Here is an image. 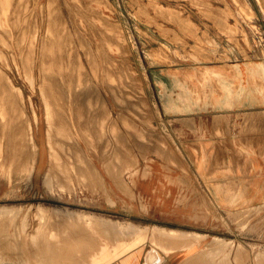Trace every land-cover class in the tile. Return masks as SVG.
Returning <instances> with one entry per match:
<instances>
[{"label": "rangeland", "instance_id": "1", "mask_svg": "<svg viewBox=\"0 0 264 264\" xmlns=\"http://www.w3.org/2000/svg\"><path fill=\"white\" fill-rule=\"evenodd\" d=\"M10 1L0 0V83H11L17 92L15 96L13 88L4 91L0 87V209L11 210L0 215V264H98L95 259L112 254L120 244L127 253L119 260L127 264L124 259L130 249L167 251L182 240L194 239L205 252L210 248L213 257L209 264H264V206L223 211L206 201L198 203L196 180L176 140L183 132L161 113L155 85L165 68L209 74L216 65L228 68L232 62L247 60L255 61V68L261 70L264 93V0ZM50 35L55 38L48 40ZM230 88V84L223 86L233 97ZM7 91L15 96L17 105L5 102ZM75 91L83 93L81 98L86 102L74 104V97H79L74 96ZM50 99H63L64 103L53 109L58 119H65V129L74 133L75 148L69 154L64 144L69 140L67 130L60 136L53 134L57 154L51 153L46 119ZM81 110L86 112L75 118ZM12 119L21 122L24 131L31 125L34 128L23 146L30 147L34 139L39 147L29 184L18 162L22 135L10 126ZM74 119L79 127L89 119L85 129L91 125L99 132L95 153L86 148V142L94 139L89 131L86 137L75 135ZM82 145L90 155V168L99 175L88 178L82 173L81 167L88 166L79 161L84 155ZM26 158H32L30 152ZM52 158L59 162L53 165L62 175L59 173L54 185L47 187L44 175ZM39 207L58 211L41 212ZM111 220L130 228L135 225L144 234L123 231L113 235L112 230L98 224ZM41 224L44 228L40 230ZM154 228L185 235L168 242L175 236L151 235ZM253 232H259V238ZM101 242L108 249L100 246ZM53 246L60 248L61 254Z\"/></svg>", "mask_w": 264, "mask_h": 264}, {"label": "crops", "instance_id": "2", "mask_svg": "<svg viewBox=\"0 0 264 264\" xmlns=\"http://www.w3.org/2000/svg\"><path fill=\"white\" fill-rule=\"evenodd\" d=\"M255 63L237 61L228 68L219 64L209 74L165 68L155 83L161 113L183 132L176 140L201 193L198 203L206 201L223 211L264 206L263 76ZM225 84H230L233 97L223 89ZM195 242L180 241L167 251L135 249L124 260L209 264L210 248L205 252Z\"/></svg>", "mask_w": 264, "mask_h": 264}, {"label": "bare ground", "instance_id": "3", "mask_svg": "<svg viewBox=\"0 0 264 264\" xmlns=\"http://www.w3.org/2000/svg\"><path fill=\"white\" fill-rule=\"evenodd\" d=\"M8 1H10V0H8ZM81 1V0H80ZM10 2H12V1H10ZM81 3H83V2H81ZM80 3V4H81ZM105 3V2H104ZM26 4V3H25ZM37 4V3H36ZM14 5V4H13ZM20 5H22L21 3H20ZM35 5V4H34ZM83 5V4H82ZM23 6H25V5H23ZM33 6V5H32ZM145 6V5H144ZM192 6V5H191ZM14 7V6H13ZM15 7H17V5L15 6ZM19 7V6H18ZM83 8H84V6H82ZM26 8V7H25ZM77 8V7H76ZM81 8V7H80ZM79 8V9H80ZM86 8V7H85ZM11 9H13L12 7H11ZM17 9V8H16ZM27 9V8H26ZM68 9H69V7H68ZM147 9V8H146ZM169 9V8H168ZM21 10V9H20ZM161 10H162V8H161ZM13 11V10H12ZM30 11V10H29ZM89 11V10H88ZM91 11V10H90ZM158 11V10H157ZM245 11H247V10H245ZM15 12V11H14ZM22 12V11H21ZM84 12V11H83ZM163 12V11H162ZM170 12V11H169ZM173 12V11H172ZM24 13H26V12H24ZM24 13H23V17L25 16L26 17V15H24ZM246 13H248V12H246ZM14 14V13H13ZM16 14H19V13H16ZM21 14V13H20ZM36 14V13H35ZM69 14V13H68ZM88 14V13H87ZM96 15V14H95ZM99 15V14H98ZM156 15V14H155ZM157 15H159V14H157ZM162 15V14H161ZM10 16V15H9ZM8 16V18H10ZM17 16V15H16ZM162 16H164V15H162ZM13 17V16H12ZM22 17V16H21ZM20 17V18H21ZM33 17V16H32ZM75 17V16H74ZM166 16H164V18H165ZM42 18H44V17H42ZM86 18H87V16H86ZM102 18V17H101ZM155 18V17H154ZM14 19H16V18H14ZM35 19V18H34ZM33 19V20H34ZM40 19H41V17H40ZM178 19V18H177ZM18 20V19H17ZM30 20V19H29ZM179 20V19H178ZM21 21V20H20ZM32 21V20H31ZM44 21V20H43ZM84 21V20H83ZM89 21H91V20H89ZM88 21V22H89ZM104 21V20H103ZM181 21V20H180ZM17 22H19V20L17 21ZM55 22V21H54ZM21 23V22H20ZM20 23H19V25H20ZM25 23V22H24ZM32 23V22H31ZM46 23V22H45ZM106 23V22H105ZM32 24H34L35 25V23H32ZM36 24H39L38 22L36 23ZM54 24V23H53ZM78 24H79V22H78ZM17 25V24H16ZM22 25V24H21ZM20 25V26H21ZM43 25V24H42ZM56 25V24H55ZM87 25V24H86ZM184 25V24H183ZM13 26V25H12ZM15 26V25H14ZM26 26V25H25ZM24 26V27H25ZM32 26V25H31ZM38 26V25H37ZM108 26V25H107ZM163 26V25H162ZM188 26V25H187ZM186 26V27H187ZM17 27H18V25H17ZM34 27V26H33ZM36 27V26H35ZM39 27V26H38ZM50 27V26H49ZM93 27V26H92ZM183 27V26H182ZM21 28V27H20ZM26 28V27H25ZM28 28V27H27ZM37 28V27H36ZM91 28V27H90ZM113 28V27H112ZM116 28V27H115ZM114 28V29H115ZM184 28V27H183ZM31 29V28H30ZM85 29V28H84ZM104 29V28H103ZM190 29H192V28H190ZM18 30V29H17ZM57 30V29H56ZM105 30V29H104ZM113 30V29H112ZM25 31V30H24ZM27 31V30H26ZM47 31V30H46ZM51 31V30H50ZM49 31V32H50ZM55 31V30H54ZM97 32H98V30H96ZM28 32V31H27ZM34 32V31H33ZM40 32V31H39ZM52 32L53 31H51L50 33L52 34ZM103 32V31H102ZM30 33H32V32H30ZM36 33V32H35ZM38 33V32H37ZM110 33V32H109ZM27 34H29V33H27ZM60 34V33H59ZM74 34H77V33H74ZM88 34V33H87ZM194 34V33H193ZM15 35H16V33H15ZM38 35V34H37ZM47 35V34H46ZM107 35V34H106ZM33 36H35V34L33 35ZM44 36V35H43ZM48 36H49V34H48ZM51 36V35H50ZM17 37V36H16ZM27 37H28V35H27ZM36 37V36H35ZM54 37V36H53ZM52 36L51 37H47L48 38V40H49V38H53ZM79 37H81L80 35H79ZM92 37V36H91ZM111 37V36H110ZM55 38V37H54ZM60 38V37H59ZM107 38V37H106ZM84 39V38H83ZM52 40V39H51ZM60 40V39H59ZM58 40V41H59ZM85 40V39H84ZM108 40V39H107ZM101 41V40H100ZM48 42V41H47ZM51 42V41H50ZM49 42V43H50ZM56 42V41H55ZM94 42V41H93ZM46 43V42H45ZM57 43V42H56ZM55 43V44H56ZM83 43V42H82ZM103 43V42H102ZM108 43V42H107ZM50 44H52V43H50ZM45 45V44H44ZM53 45V44H52ZM109 45V44H108ZM49 46V45H48ZM87 46V45H86ZM72 47V46H71ZM83 47V46H82ZM90 47V46H89ZM104 47V46H103ZM46 48H47V46H46ZM58 48V47H57ZM62 48V47H61ZM73 48V47H72ZM105 48V47H104ZM48 49V48H47ZM49 49H52L51 47L49 48ZM63 49V48H62ZM61 49V50H62ZM81 49V48H80ZM85 49V48H84ZM90 49H91V47H90ZM98 49H100V48H98ZM102 49V48H101ZM76 50V49H75ZM88 50V49H87ZM87 50H85V51H87ZM40 51V50H39ZM60 51V50H59ZM64 51V50H63ZM71 51V50H70ZM101 51V50H100ZM47 52V51H46ZM51 52H52V50H51ZM65 52V51H64ZM78 52V51H77ZM92 52H93V50H92ZM44 53V52H43ZM42 53V54H43ZM49 53V52H48ZM73 53V52H72ZM86 53H88V52H86ZM107 53V52H106ZM91 54H93V53H91ZM50 55V54H49ZM88 55H90V53L88 54ZM101 55H104V53L103 54H101ZM106 55V54H105ZM43 56H44V54H43ZM48 56V55H47ZM54 56V55H53ZM72 55H70V57H71ZM50 57V56H49ZM96 57V56H95ZM107 57H109V56H107ZM107 57H105V58H107ZM210 57V56H209ZM43 58V57H42ZM51 58V57H50ZM54 58V57H53ZM88 58V57H87ZM90 58H92L93 59V56L92 57H90ZM111 58H113V57H111ZM110 58V59H111ZM52 59V58H51ZM55 59V58H54ZM58 59V58H57ZM56 59V60H57ZM94 59H96V58H94ZM109 59V58H108ZM56 60H54L55 62H56ZM89 60V59H88ZM91 60V59H90ZM44 62H45V60H43ZM51 61V60H50ZM106 61V60H105ZM110 61V60H109ZM54 62V63H55ZM64 62V61H63ZM91 62V61H90ZM89 62V63H90ZM93 62H94V60H93ZM99 62V61H98ZM98 62H96V63H98ZM43 63V62H42ZM49 63V62H48ZM58 63H60V62H58ZM58 63H56V64H58ZM65 63V62H64ZM68 63V62H67ZM106 63V62H105ZM45 65H46V63H44ZM50 64V63H49ZM80 64V63H79ZM91 64V63H90ZM40 65V64H39ZM43 65V64H42ZM44 65V66H45ZM55 65V64H54ZM61 65V64H60ZM70 65V64H69ZM47 66V65H46ZM50 66V65H49ZM74 66V65H73ZM100 66V65H99ZM114 66V65H113ZM48 67V66H47ZM62 67V66H61ZM44 68V67H43ZM52 68V67H51ZM111 68V67H110ZM126 68V67H125ZM40 69V68H39ZM57 69H59V68H57ZM64 69V68H63ZM73 69V68H72ZM93 69V68H92ZM108 69H109V67H108ZM108 69L106 70V71H108ZM111 70V69H110ZM117 71H119V70H117ZM1 72V71H0ZM48 72V71H47ZM60 72V71H59ZM82 72V71H81ZM111 72V71H110ZM118 73V72H117ZM42 74V73H41ZM45 74H46V72H45ZM58 74H60V73H58ZM78 74V73H77ZM76 74V75H77ZM79 74H80V72H79ZM84 74V73H83ZM104 74H105V72H104ZM111 74V73H110ZM121 74H123V73H121ZM134 74V73H133ZM1 75V74H0ZM3 75V74H2ZM53 75H55V74H53ZM67 75H68V73H67ZM129 75V74H128ZM4 76V75H3ZM45 76V75H44ZM57 76V75H56ZM66 76V75H65ZM106 76H107V74H106ZM105 76V77H106ZM52 77V76H51ZM55 76H53V78H54ZM73 77H74V75H73ZM7 78V77H6ZM5 78V81L7 80ZM84 78V77H83ZM132 78V77H131ZM1 79V78H0ZM47 79H48V77H47ZM107 79V78H106ZM109 79V78H108ZM58 80H60V79H58ZM64 80V79H63ZM130 80V79H129ZM46 81V80H45ZM51 81H53V80H51ZM50 81V82H51ZM123 81H125V80H123ZM54 82H58L57 80H55ZM53 82V83H54ZM5 82H3V84H1L0 83V87H2V89L3 88H5V90L4 91H6L8 88H13V89H11V91H12V94H14L15 95V92H17L16 91V87L14 88V86L13 85H10L11 83L8 81V83H10L9 85L8 84H4ZM43 83V82H42ZM64 83V82H63ZM70 83V82H69ZM109 83V82H108ZM107 83V85H109ZM14 84V83H13ZM74 84V83H73ZM125 84H127V82L125 83ZM9 87H8V86ZM56 86H57V84H55ZM58 85H59V83H58ZM75 85V84H74ZM120 85V84H119ZM128 85V84H127ZM126 85V86H127ZM136 85V84H135ZM134 85V86H135ZM41 86V85H40ZM62 86V85H61ZM105 86V85H104ZM43 87V86H42ZM44 88V87H43ZM53 88V87H52ZM57 88V87H56ZM55 88V89H56ZM107 88V87H106ZM112 88V87H111ZM114 88V87H113ZM130 88V87H129ZM40 89V88H39ZM49 89V88H48ZM54 89V88H53ZM58 89V88H57ZM56 89V90H57ZM10 90V89H9ZM15 90V91H14ZM46 90V89H45ZM60 90H61V88H60ZM60 90H58V92H59V94L61 95V93H62V91L60 92ZM134 90V89H133ZM13 91H14V93H13ZM48 91V90H47ZM50 91V90H49ZM55 91V90H54ZM81 91V90H80ZM1 93H2V90L0 91ZM55 92H57V91H55ZM75 92H77V93H74V96H78L79 95V97H74L75 99L73 100V102H74V104H76V105H80V104H83L82 102L84 101V102H86V100H84L85 98H81V95L83 94V93H79L78 91H75ZM82 92V91H81ZM7 97L5 98V102L7 103V104H9V103H11V104H13L14 103V105L16 104L15 102H16V99L14 100V98H15V96L14 95H12V94H10V92H8L7 91ZM53 93V92H52ZM118 93V92H117ZM120 93V92H119ZM5 94H6V92H5ZM131 94V93H130ZM2 95V94H1ZM45 95V94H44ZM46 96V95H45ZM48 96V95H47ZM47 96L46 97H44L45 98V102L46 103H48L47 101H48V98H47ZM62 96V95H61ZM3 97V96H2ZM1 98V97H0ZM1 100H3V99H1ZM4 101V100H3ZM61 102L62 103H64L63 102V99H58V100H56V101H54L53 99H50V101H49V105H50V108H49V112H48V118H46V119H48V127H49V132H47L48 133V140H49V144L51 143L52 145H51V148H50V150H51V153L53 152V151H55V149L57 148L56 146H53V140H51V139H53L52 137H54L55 135L57 136V135H63L64 133L63 132H65V130H67V134H66V136H68V137H66V139L67 138H69V140H68V142H64V144H65V146H67V154H69L71 151H73L74 150V144H73V141H76V140H74L75 138L73 137V135H74V133H72V132H74L73 131V128L75 127L77 130H76V133H75V135L77 134V133H79V134H81L82 136H84V137H86L85 136V132H87V131H89V133H88V135L89 136H91L92 138H94V139H91V141H89V143L87 144V142H86V145H87V149H90L89 151H90V153H95L96 152V149H95V147H96V144H97V137H99V132L98 131H95L94 130V128L90 125V128H88V130H86L85 129V126H89V123H90V120L89 119H87V120H85V124L83 125V126H80L79 127V124H78V122L74 119V121L75 122H73L71 125H72V127L70 126V124L69 123H67V122H69V121H67L66 123L67 124H69V126L71 127V129H72V131H71V133L73 134H70V132H68L69 130L68 129H65V127L67 126V125H65V119H58L57 118V114H56V111L53 109V108H55L54 106H57V104H61ZM45 103V104H46ZM127 103H128V101H127ZM117 104V103H116ZM17 105V104H16ZM48 105V106H49ZM19 106V105H18ZM48 106H46V108L48 107ZM120 106V105H119ZM117 107V106H116ZM129 107V106H128ZM17 107H15V109H16ZM121 108H123V107H121ZM120 108V109H121ZM123 110V109H122ZM132 110V109H131ZM83 110H81L80 112H82ZM85 111V110H84ZM158 111V110H157ZM86 112V111H85ZM84 112V113H85ZM83 112L82 113H78V114H76L75 115V118H76V116L77 115H79V114H84ZM143 113V112H142ZM86 115H87V113H86ZM139 115V114H138ZM127 116V115H126ZM143 116V115H142ZM16 117V116H15ZM86 118H87V116H86ZM123 118V117H122ZM139 118H142V117H140L139 116ZM9 119H11V118H9ZM8 119V120H9ZM13 119H14V116H13ZM13 119H12V121H13ZM127 119V118H126ZM130 119V118H129ZM70 120V119H69ZM16 121H19V120H16ZM47 121V120H46ZM71 121V120H70ZM250 121V120H249ZM98 123V121L96 120V118H94V123ZM7 124V123H6ZM10 124V122H8V125ZM23 124V123H22ZM143 124V123H142ZM6 126V125H5ZM10 126L13 128V129H18L20 132H21V135H22V145H20L19 147H17V152H20L19 153V158L18 157H16V160H17V158H18V162L22 165V168H23V170H24V175H25V177H26V181L25 182H27L28 184L29 183H31L32 182V180H33V176H34V170L36 169V163H37V158H38V155H39V147H38V145L35 143V141H34V139H32L31 137H29L30 139H32V142H31V146L30 147H28V146H23V144H24V140H26V138L30 135H32V134H34V128L32 127V125H31V128L29 129V130H27V131H24L23 130V127L21 126V122H11V124H10ZM65 126V127H64ZM143 126V125H142ZM130 128V127H129ZM86 130V131H85ZM24 131V132H23ZM55 132V133H52V132ZM145 133V132H144ZM53 134H54V136H53ZM101 134V133H100ZM55 136V137H56ZM81 136V138L82 139H84L83 137ZM148 136V135H147ZM76 137V136H75ZM149 138V137H148ZM79 141V140H78ZM120 145V144H119ZM144 145H145V143H144ZM140 146V145H139ZM82 148L84 149L83 150V154L84 155H82V157H81V159L79 160L80 162H81V160H82V163L81 164H85V165H88V166H83V168L81 167V170H82V173H87V176H88V178L91 176V177H94V175H99L98 174V171L96 170V169H92V168H90L91 166H90V164H89V154L88 153H86V151H85V148H84V146L82 145ZM117 148H119V146L117 147ZM118 150V149H117ZM159 150H161V148H159ZM144 151V150H143ZM27 152H30L31 153V156H32V158H26V156H27ZM55 153L57 154V152L55 151ZM69 157H71V156H69ZM122 157V156H121ZM55 158H52L51 159V166H50V168L46 171V173H45V175H44V184L45 185H47V187H52L53 185H54V182H55V178H57V176H58V174L59 173H61L60 171H59V169H57L56 168V166L55 165H53L54 163H57L58 161H57V159H55ZM117 159V158H116ZM128 159H129V157H128ZM127 160V159H126ZM115 161V160H114ZM17 162V161H16ZM71 162V161H70ZM70 162H68V163H70ZM32 163V164H31ZM59 163V162H58ZM31 164V165H30ZM61 164V163H60ZM113 164V163H112ZM14 165H18V163L17 164H14ZM21 165H20V167H21ZM77 165H78V163H77ZM107 165V164H106ZM105 166V165H104ZM108 166V165H107ZM108 168V167H107ZM106 168V169H107ZM17 169H18V167H17ZM21 169V168H20ZM30 169V170H29ZM109 169H111V168H109ZM22 170V169H21ZM128 170V169H127ZM108 171V170H107ZM80 173H81V171H80ZM111 173V172H110ZM128 173V172H127ZM16 174V173H15ZM89 174V175H88ZM61 175H62V173H61ZM83 175V174H82ZM112 175H114V174H112ZM117 175V174H116ZM120 175V174H119ZM123 175V174H122ZM131 175V174H130ZM21 176V175H20ZM19 176V177H20ZM84 176H85V174H84ZM132 176V175H131ZM115 178V177H114ZM60 179V178H59ZM58 179V180H59ZM118 179H120V178H118ZM57 180V179H56ZM57 180V181H58ZM115 180V179H114ZM121 180H122V178H121ZM100 182V181H99ZM120 182V181H119ZM125 182V181H124ZM57 183H59V182H57ZM57 183H56V185H57ZM103 185V184H102ZM104 186V185H103ZM123 187V186H122ZM125 190H126V188H124ZM104 190H106V188L104 189ZM127 191L129 192V190L127 189ZM123 192V191H122ZM125 193V192H124ZM40 209H39V211H41V212H43V211H47V210H50V211H56L57 209H55V208H53V209H49V208H44V207H39ZM58 211V210H57ZM8 212H11V210L10 209H8V208H5V209H0V215H4V214H9ZM2 213V214H1ZM51 215H52V213H50ZM50 214H49V216H50ZM2 215V216H3ZM11 216V215H10ZM90 216V215H89ZM26 222V221H25ZM42 223V222H41ZM53 223V222H52ZM57 223V222H56ZM72 224V223H71ZM97 224V223H96ZM98 224H100V225H102L103 226V228L105 227V229L107 228V230H112L113 231V235L115 234V232H123V231H127L126 233H135L134 234V236L135 235H138V236H143L142 234H144V231H142V230H140L139 228H134V227H136L135 225H131L132 227L130 228V227H127V226H122L121 225V223H116L115 221H105V222H100V223H98ZM44 225V224H43ZM50 225V224H49ZM55 225V224H54ZM99 225V226H100ZM51 226H52V224H51ZM57 226V225H56ZM74 226V225H73ZM88 226V225H87ZM102 226H100L101 228H102ZM54 227V226H53ZM42 228H44L43 226H42V224H41V226H40V230L42 229ZM46 229V228H45ZM48 229V228H47ZM46 229V230H47ZM49 229H52V228H49ZM54 229H56V227H54ZM46 230H44V231H46ZM109 230V231H110ZM145 230H147V228L145 229ZM49 231H51V230H49ZM86 231V230H85ZM108 231V232H109ZM112 231H110V232H112ZM151 235H160V234H169L171 237H174L175 236V238H173V239H167V241L168 242H175V240L177 241L178 240V238L177 237H184V233H182V234H178L177 232H175V231H169V230H165V229H162V228H154V229H151ZM42 232V231H41ZM51 232H53V231H51ZM118 234V235H120V237H121V234ZM150 233V232H149ZM156 233H159V234H156ZM181 235V236H180ZM153 236V237H154ZM119 237V238H120ZM111 238H113V236L111 237ZM122 239H123V237H121ZM121 239V240H122ZM110 240V239H109ZM113 240V239H112ZM120 240V239H119ZM120 240V241H121ZM119 241V242H120ZM183 241V240H182ZM187 240H185V242H186ZM216 241V240H215ZM111 242H113V241H111ZM143 242H144V240H143ZM220 242V241H219ZM38 243V242H37ZM102 243V245L100 244V246H103L105 243L104 242H101ZM138 242H136V244H137ZM226 243V242H225ZM229 243V242H228ZM52 244H53V242L51 243V246H52ZM112 244V243H111ZM111 244H110V246H111ZM114 244V243H113ZM112 244V245H113ZM115 244H117V243H115ZM114 244V245H115ZM141 244V243H140ZM29 245V244H28ZM54 245V244H53ZM56 245L57 244H55V247H56ZM211 245V244H210ZM50 246V247H51ZM89 246V245H88ZM87 246V247H88ZM116 246V245H115ZM50 247H48V248H50ZM58 247V246H57ZM61 247V246H60ZM90 247V246H89ZM104 247H106L105 245H104ZM120 247H123V244H120V245H118L115 249H114V251L112 252V254H104V255H102L101 257H99V258H97V259H95V263L96 262H98V264L100 263V264H121V262H120V258H122L124 255H126V253L124 252V251H122L121 249H120ZM53 248H54V246H53ZM107 248V247H106ZM111 248V247H110ZM55 249H57V252H58V250H59V252L57 253L56 251H55ZM100 249H102V247L100 248ZM99 249V250H100ZM105 248H103V250H104ZM108 249V248H107ZM48 250H50L51 251V249H47V251ZM132 250V251H131ZM133 250H135V249H130V252L129 253H131V254H133ZM46 251V252H47ZM54 251L57 253V254H61V251H60V248L58 249V248H54ZM100 251H102V250H100ZM104 251H106V249L104 250ZM238 251V250H237ZM49 252V251H48ZM51 253H52V251H51ZM55 253V254H56ZM102 253V252H101ZM100 253V254H101ZM239 253V252H238ZM237 252H236V254H237V256L239 257V254H238ZM50 254V253H49ZM235 254V255H236ZM99 255V254H98ZM28 256V255H27ZM49 256V255H48ZM198 256V255H197ZM53 258V257H52ZM194 258V257H193ZM59 260H62V259H60V258H58ZM198 259H200V258H198ZM197 259V260H198ZM236 259V258H235ZM237 259H239V258H237ZM241 259V258H240ZM239 259V260H240ZM53 259H51V261H52ZM55 260V259H54ZM53 260V261H54ZM238 260V261H239ZM39 261V260H38ZM235 261V260H234ZM56 262V261H55ZM42 263V262H41ZM58 262H56V264H57ZM61 262H59V264H60Z\"/></svg>", "mask_w": 264, "mask_h": 264}]
</instances>
